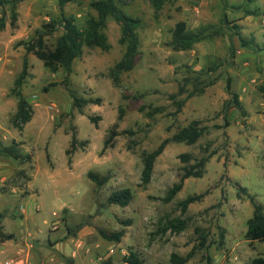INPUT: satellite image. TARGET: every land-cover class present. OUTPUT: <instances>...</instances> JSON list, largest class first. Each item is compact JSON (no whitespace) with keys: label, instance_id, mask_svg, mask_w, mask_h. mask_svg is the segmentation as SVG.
Instances as JSON below:
<instances>
[{"label":"rangeland","instance_id":"374dc122","mask_svg":"<svg viewBox=\"0 0 264 264\" xmlns=\"http://www.w3.org/2000/svg\"><path fill=\"white\" fill-rule=\"evenodd\" d=\"M95 1L61 8L58 0H20L16 27L10 25L11 9L0 7V18H7L0 32V142H16L31 158L0 156V229L13 235L9 244L1 243L0 264H128L131 253L141 264H169L173 253L190 256L186 264H250L264 257V242L246 237L254 203L264 208V17L245 14L264 9V0H171L159 11L152 0H125L123 11L142 24L135 68L116 84L110 76L124 54L121 28L113 19L106 30L111 49L84 47L70 73L54 72L28 55L22 93L33 118L19 131L11 123L18 103L11 90L26 54L19 43L62 16L83 29L96 15ZM182 25L186 31L213 27L220 34L176 51L173 34ZM62 34L61 28L48 34L47 45L53 47ZM241 40L252 44L242 47ZM185 65L195 71L214 65L216 82L175 115L170 96L183 82ZM229 85L245 116L225 110ZM72 95L94 102L81 114ZM143 106L164 113L150 119L140 111ZM90 117L99 119L97 125ZM193 121L208 133L193 146L170 143L155 162L150 183L143 184L144 153ZM204 149L212 155L204 176L186 179L176 197L165 202L188 165L180 156L201 159ZM89 173L109 180L98 186ZM124 189L133 194L130 204L110 205L112 193ZM200 194L204 198L183 212L181 203ZM174 219L185 221L186 229L164 232ZM120 231L125 233L120 242L102 236Z\"/></svg>","mask_w":264,"mask_h":264},{"label":"trees","instance_id":"16d2710c","mask_svg":"<svg viewBox=\"0 0 264 264\" xmlns=\"http://www.w3.org/2000/svg\"><path fill=\"white\" fill-rule=\"evenodd\" d=\"M61 8H64L67 4L76 2L78 0H58ZM171 0H152L153 5L157 11L161 10L166 2ZM174 1V0H173ZM254 0H249L252 3ZM20 0H0V7L8 6L11 9V21L10 25L16 27L18 22V14L16 12L17 4ZM125 0H99L91 3L92 8L96 12L95 16L89 17L86 25L83 29L79 28L75 20L71 17L62 16L59 20H54L48 24L43 25V30L37 31L36 35L29 41H22L19 46H22L25 50V58L23 62V69L18 78L15 80L14 88L11 90V94L16 97L17 110L11 119L12 125L19 131H23L25 126L32 121L33 108L30 103L24 98L22 93L23 85L29 75V62L28 55L32 54L40 61L43 62L46 68L57 72L64 70L67 73L72 72L73 63L76 59L83 55L84 47L90 49H101L102 51H109L111 44L107 36L106 30L109 19H113L120 25L121 37L120 44L124 47V54L122 58L114 65L110 71V76L114 80L115 84L118 83L120 77L132 71L136 66V61L140 54V37L139 30L141 29V21L138 18H134L123 11L121 5H124ZM247 16L264 17V9L257 8L255 10H246ZM7 26V18L5 14L0 18V32L4 31ZM63 29V34L57 39L56 44L53 47L47 45L46 36L52 34L59 29ZM220 31L213 27H204L196 31H186L185 25H182L181 29L176 30L173 34L172 47L176 51L190 50L195 44L211 39L216 35H219ZM242 47H248L252 43L244 42L241 40ZM185 77L183 82L179 86L178 92L170 96L176 111L175 115L182 112L187 100L189 98L199 96L205 93V91L215 84L216 79H212V74L216 71V67L210 66L200 71H195L191 66L185 65L182 67ZM56 84H52L55 86ZM228 93L230 99L225 103V110H238L243 116L247 114L240 97L235 92L231 85L228 86ZM48 90L47 88L45 89ZM186 95L184 99L180 97ZM73 108L77 109L81 114L83 109L89 104L93 103L92 100H87L82 97H76L72 95ZM128 98V97H126ZM139 96L133 97L137 100ZM140 111L145 115L154 119L156 116L163 114L162 108H140ZM122 117V114L120 118ZM98 118L90 117V121L97 125ZM208 133V127L203 126L200 121H193L188 126L177 131L172 137L165 139L157 149L151 153H144L143 155V172L142 181L147 185L150 183L154 171L155 162L162 155L166 147L170 143H184L188 146L197 144ZM113 140H107L105 142V149L108 148ZM77 141L75 136L72 138L71 146L74 149ZM208 149H204V156L201 159H193L190 154H182L180 159L183 163L188 165L183 168V175L180 182L175 184L167 193L164 198L165 202H171L176 195L182 190L186 179L202 178L205 174L206 165L209 163L211 154H207ZM71 151H68L69 155ZM0 156L11 158L14 160H30V156L24 155L19 145L14 142L11 146H5L0 142ZM194 160V163L191 162ZM89 178L95 182L98 186L105 185L109 178L99 177L93 173H89ZM204 194L194 195L188 197L181 203L183 212H186L188 207L199 202L204 198ZM133 194L129 189L119 190L113 192L108 199L110 205H117L120 207H127L132 201ZM128 221L126 224H130ZM186 229V222L181 219H174L169 221L164 228V232L167 230H173L175 233H181ZM70 230V229H69ZM124 231L108 234L102 232V236L109 241L120 242ZM247 239L251 241L264 242V208L260 204L254 203V211L252 217L248 220V228L246 233ZM202 242L200 247H205L206 237L201 236ZM13 235H8L0 229V242L12 240ZM190 256L181 257L180 255L173 253L171 255L169 264H186L189 261ZM128 264H141L139 257L135 253H131L126 259ZM250 264H264V257L255 258Z\"/></svg>","mask_w":264,"mask_h":264},{"label":"crops","instance_id":"0c3cea01","mask_svg":"<svg viewBox=\"0 0 264 264\" xmlns=\"http://www.w3.org/2000/svg\"><path fill=\"white\" fill-rule=\"evenodd\" d=\"M9 241H10V240L5 241V242H0V251H1V243H2V245H4V244H9Z\"/></svg>","mask_w":264,"mask_h":264},{"label":"built area","instance_id":"2783aa9c","mask_svg":"<svg viewBox=\"0 0 264 264\" xmlns=\"http://www.w3.org/2000/svg\"><path fill=\"white\" fill-rule=\"evenodd\" d=\"M6 264H10V262H6Z\"/></svg>","mask_w":264,"mask_h":264}]
</instances>
